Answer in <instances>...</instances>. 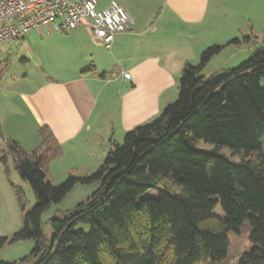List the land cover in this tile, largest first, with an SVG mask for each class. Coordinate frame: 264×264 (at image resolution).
<instances>
[{
    "label": "trees",
    "instance_id": "16d2710c",
    "mask_svg": "<svg viewBox=\"0 0 264 264\" xmlns=\"http://www.w3.org/2000/svg\"><path fill=\"white\" fill-rule=\"evenodd\" d=\"M241 42L235 37L210 45L197 64L186 63L177 98L127 131L122 143L113 142L89 174L71 171L59 184L47 178L51 161L62 152L48 125L40 128L41 142L31 151L5 139L0 162L8 174L12 157L36 203L26 210L24 188L11 181L23 221L11 236L0 235V250L26 239L34 245L20 261L0 264H215L228 254V232H240L247 220L252 247L238 264H264V47L222 75L202 74L226 45ZM8 65L9 59L0 61V75ZM200 141L213 146L199 147ZM168 177L179 192L138 202ZM94 181L99 186L85 201L49 219L53 233L47 239L43 213L78 183Z\"/></svg>",
    "mask_w": 264,
    "mask_h": 264
},
{
    "label": "crops",
    "instance_id": "0c3cea01",
    "mask_svg": "<svg viewBox=\"0 0 264 264\" xmlns=\"http://www.w3.org/2000/svg\"><path fill=\"white\" fill-rule=\"evenodd\" d=\"M111 2L125 7L132 21L110 44L81 25L70 32L35 28L18 45L0 46L13 47L22 65L35 62L23 73H12L8 65L0 75V148L10 138L31 151L41 142L40 128L48 125L62 146L51 168L64 163L67 176L75 170L89 174L103 162L116 130L122 136L178 96L186 63L211 44H227L264 25V0H97L99 8ZM11 162L12 157L8 174L0 162V235L5 237L23 221L11 181L25 187Z\"/></svg>",
    "mask_w": 264,
    "mask_h": 264
},
{
    "label": "rangeland",
    "instance_id": "374dc122",
    "mask_svg": "<svg viewBox=\"0 0 264 264\" xmlns=\"http://www.w3.org/2000/svg\"><path fill=\"white\" fill-rule=\"evenodd\" d=\"M243 36H250L251 40L244 39ZM243 39V42L240 46L237 45H227L221 52L214 55L207 65L204 67L202 74L205 78L209 77H216L225 73L226 69L238 67L241 63L246 61L253 51L259 47H264V25L263 26H253V32L250 35H239ZM223 38H220V40ZM225 42H221V44H225ZM217 44V43H216ZM219 44V43H218ZM212 45V44H211ZM207 48V47H206ZM34 49V47L32 48ZM27 55V54H26ZM10 56L11 61L8 66V70L12 73H23L26 70L29 71L30 68H35V62L31 65L28 64H20L18 57L16 55V51L10 47L5 46V49H0V61H4L7 57ZM200 59V58H199ZM199 59L191 60L192 63L197 64ZM38 68V67H36ZM36 73H42L39 69L36 70ZM35 74L34 70L32 71ZM177 96L174 98V100ZM173 100V101H174ZM125 134L120 135L119 131L116 130L115 136L112 138L114 142L122 143L124 140ZM113 144H111L112 147ZM199 147H212L213 145L210 143H206L204 141H200L198 143ZM109 151V150H108ZM228 154H231L230 150L225 149ZM254 156V154H252ZM234 158L239 159L240 155H234ZM54 164V163H53ZM12 170H14L13 163L11 162ZM53 166V165H52ZM66 166L64 163L60 165L57 163L51 168V164L49 167L47 178L53 184H59L64 181L67 177ZM76 174L80 175V171L75 170ZM16 174V173H14ZM22 185L25 187L26 191V210L31 209L36 203V196L31 188L30 184L21 177H18ZM99 186V181H94L89 184H82L78 183L66 196L65 198L59 203H53L49 209H47L43 213V221H44V232L47 239L52 237L53 228L49 222V219L58 212V210H68L74 208L78 203L81 201H85ZM181 190V187L172 182L170 177L164 178L156 183L152 188L148 189L145 193H143L139 198L143 197H158L164 193H176ZM21 209V206H20ZM22 210V209H21ZM215 212L218 215H222V210L220 207L215 209ZM22 214V212H21ZM23 218V216H22ZM87 227V226H86ZM252 231V226L250 222L247 220L244 222L240 232L229 231L228 232V239L230 242V247L228 250V254L225 259L216 262L215 264H238L240 255L249 250L252 247V244L249 241V236ZM11 235V234H10ZM30 240V239H26ZM26 240L21 242L24 243H6L4 247L0 251V259L6 261H20L23 257L28 255L32 250L33 246L27 245ZM23 244V245H21ZM22 264H32V262H26ZM201 264V263H199ZM212 264V263H206Z\"/></svg>",
    "mask_w": 264,
    "mask_h": 264
},
{
    "label": "built area",
    "instance_id": "2783aa9c",
    "mask_svg": "<svg viewBox=\"0 0 264 264\" xmlns=\"http://www.w3.org/2000/svg\"><path fill=\"white\" fill-rule=\"evenodd\" d=\"M131 21L128 10L117 2L99 8L97 0H0V46L18 45L35 28L70 32L81 25L90 26L98 40L110 44L117 33L130 29Z\"/></svg>",
    "mask_w": 264,
    "mask_h": 264
}]
</instances>
